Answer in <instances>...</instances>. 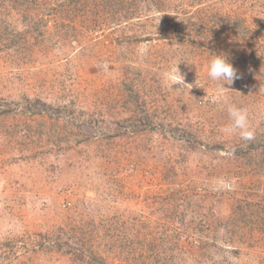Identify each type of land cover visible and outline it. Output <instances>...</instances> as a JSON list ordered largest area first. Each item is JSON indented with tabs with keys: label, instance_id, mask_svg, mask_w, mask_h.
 <instances>
[{
	"label": "rangeland",
	"instance_id": "374dc122",
	"mask_svg": "<svg viewBox=\"0 0 264 264\" xmlns=\"http://www.w3.org/2000/svg\"><path fill=\"white\" fill-rule=\"evenodd\" d=\"M0 264H264V0H0Z\"/></svg>",
	"mask_w": 264,
	"mask_h": 264
},
{
	"label": "clouds",
	"instance_id": "9594fccd",
	"mask_svg": "<svg viewBox=\"0 0 264 264\" xmlns=\"http://www.w3.org/2000/svg\"><path fill=\"white\" fill-rule=\"evenodd\" d=\"M180 62L176 63L171 72V83L169 86L172 87L175 84L178 85L176 89H179L181 85H184L189 86L190 89L193 85L186 84L183 75L178 70L177 65ZM207 77L211 81L216 82L221 89H226L224 85H230L238 78V75L236 69L224 54L214 53L207 64ZM227 112L230 123L223 128V132L228 135L238 136L243 141L253 140L254 132L250 128L247 110L235 104H228Z\"/></svg>",
	"mask_w": 264,
	"mask_h": 264
}]
</instances>
